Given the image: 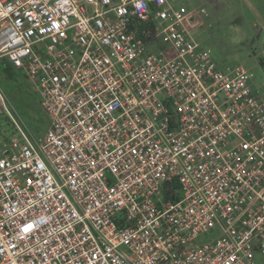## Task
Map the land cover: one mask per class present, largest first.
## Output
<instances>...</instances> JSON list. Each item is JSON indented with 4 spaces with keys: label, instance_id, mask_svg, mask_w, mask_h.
<instances>
[{
    "label": "built area",
    "instance_id": "1",
    "mask_svg": "<svg viewBox=\"0 0 264 264\" xmlns=\"http://www.w3.org/2000/svg\"><path fill=\"white\" fill-rule=\"evenodd\" d=\"M208 17L170 0H0V59L50 118L0 142V264L264 259V86L219 65Z\"/></svg>",
    "mask_w": 264,
    "mask_h": 264
},
{
    "label": "rangeland",
    "instance_id": "2",
    "mask_svg": "<svg viewBox=\"0 0 264 264\" xmlns=\"http://www.w3.org/2000/svg\"><path fill=\"white\" fill-rule=\"evenodd\" d=\"M175 6L205 7L209 13L206 26L199 31L200 39L211 48L219 65L233 67L244 65L253 74L255 90L264 86V23L256 9L246 0H234L236 12L225 6H215L206 0H170ZM163 44L152 45L150 52H158ZM0 59V142L16 136L21 127L28 136L40 137L50 126V118L41 105V95L26 72L20 70L12 78L1 68ZM220 232L213 229L200 237L206 242ZM257 264H264L258 248L255 249Z\"/></svg>",
    "mask_w": 264,
    "mask_h": 264
},
{
    "label": "crops",
    "instance_id": "3",
    "mask_svg": "<svg viewBox=\"0 0 264 264\" xmlns=\"http://www.w3.org/2000/svg\"><path fill=\"white\" fill-rule=\"evenodd\" d=\"M211 1L215 6H225L231 9L233 12L236 10L233 9L235 2L234 0H206ZM250 5H253L256 9L258 18L264 23V0H246Z\"/></svg>",
    "mask_w": 264,
    "mask_h": 264
},
{
    "label": "trees",
    "instance_id": "4",
    "mask_svg": "<svg viewBox=\"0 0 264 264\" xmlns=\"http://www.w3.org/2000/svg\"><path fill=\"white\" fill-rule=\"evenodd\" d=\"M1 68L6 73L7 77L12 78L14 76V72H20L19 69L15 68L6 58L2 59Z\"/></svg>",
    "mask_w": 264,
    "mask_h": 264
}]
</instances>
